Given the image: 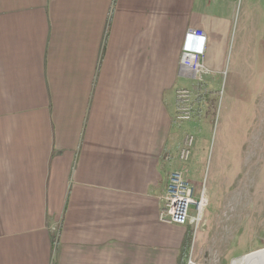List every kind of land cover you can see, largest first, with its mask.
Masks as SVG:
<instances>
[{"label":"crops","instance_id":"crops-1","mask_svg":"<svg viewBox=\"0 0 264 264\" xmlns=\"http://www.w3.org/2000/svg\"><path fill=\"white\" fill-rule=\"evenodd\" d=\"M231 1L0 0V264H223L158 216L186 32L221 75Z\"/></svg>","mask_w":264,"mask_h":264},{"label":"rangeland","instance_id":"rangeland-1","mask_svg":"<svg viewBox=\"0 0 264 264\" xmlns=\"http://www.w3.org/2000/svg\"><path fill=\"white\" fill-rule=\"evenodd\" d=\"M231 3L223 73L203 83L178 80L192 94V118L174 121L195 138L194 160L183 165L184 175L194 200L206 198L201 220L214 226L216 254L226 253L223 264L264 249V0ZM215 43L210 36L207 66ZM202 84L215 91L209 104L194 102L201 95L195 86Z\"/></svg>","mask_w":264,"mask_h":264},{"label":"built area","instance_id":"built-area-1","mask_svg":"<svg viewBox=\"0 0 264 264\" xmlns=\"http://www.w3.org/2000/svg\"><path fill=\"white\" fill-rule=\"evenodd\" d=\"M197 40L198 46H191L190 42ZM205 43L204 32L195 29H188L186 32V42L180 54L179 75L182 78L192 79L198 83H203L210 75L209 69L205 65ZM176 112L175 121L187 122L192 118V94L187 88H179L175 91ZM195 145V138L191 134H184L178 151L177 159L180 164L189 162L192 149ZM184 171L180 169L172 170L167 178L166 188L161 197L162 206L158 219L163 224L179 227L191 226L197 230L202 226L201 214L203 208L200 200H194V188L185 178ZM194 206L195 214L190 212Z\"/></svg>","mask_w":264,"mask_h":264},{"label":"trees","instance_id":"trees-1","mask_svg":"<svg viewBox=\"0 0 264 264\" xmlns=\"http://www.w3.org/2000/svg\"><path fill=\"white\" fill-rule=\"evenodd\" d=\"M203 85H206V84H202V86H195L196 90H201V95L197 96V98L195 97L194 102H198L202 99V101L209 104L210 101L208 100V97L215 91L209 90L206 87L203 88ZM190 241H191V237L188 235L184 241V244L182 245V250H181L182 253L180 256L181 258L188 256L189 249H190Z\"/></svg>","mask_w":264,"mask_h":264},{"label":"bare ground","instance_id":"bare-ground-1","mask_svg":"<svg viewBox=\"0 0 264 264\" xmlns=\"http://www.w3.org/2000/svg\"><path fill=\"white\" fill-rule=\"evenodd\" d=\"M204 197L201 201V208H203L205 204ZM231 264H264V249L246 255L240 259L234 260Z\"/></svg>","mask_w":264,"mask_h":264}]
</instances>
